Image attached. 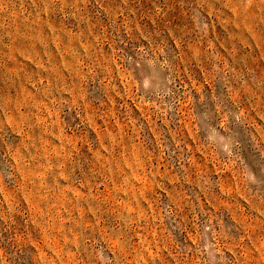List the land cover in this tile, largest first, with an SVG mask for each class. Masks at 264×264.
<instances>
[{"label": "rangeland", "instance_id": "obj_1", "mask_svg": "<svg viewBox=\"0 0 264 264\" xmlns=\"http://www.w3.org/2000/svg\"><path fill=\"white\" fill-rule=\"evenodd\" d=\"M0 264H264V0H0Z\"/></svg>", "mask_w": 264, "mask_h": 264}]
</instances>
